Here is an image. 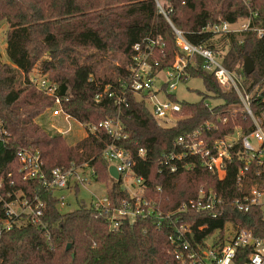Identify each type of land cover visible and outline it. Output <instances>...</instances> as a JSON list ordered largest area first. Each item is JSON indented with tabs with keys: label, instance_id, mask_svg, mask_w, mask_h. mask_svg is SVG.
<instances>
[{
	"label": "trees",
	"instance_id": "1",
	"mask_svg": "<svg viewBox=\"0 0 264 264\" xmlns=\"http://www.w3.org/2000/svg\"><path fill=\"white\" fill-rule=\"evenodd\" d=\"M157 1L165 16L154 0H0V23L7 25L5 51L9 61L4 63L0 55V194L20 189L25 197L37 196L44 204L41 224L27 223L0 234V264H178L171 254L169 237H177L175 228L182 223L193 232L185 235L190 243L222 230L226 223L264 238L261 211L252 208L240 213L232 206L241 192L236 177L243 162L237 156L233 154L226 163L222 182L198 162L189 171L179 169L175 173L164 170L161 163L164 155L178 151L176 140L180 136L198 131L207 122L218 126L206 134L211 142L235 128L249 134L252 123L235 92L221 90L213 73L201 67L199 58H193L186 73L188 78L200 79L205 92L195 103L171 97L181 110L172 126L162 127L124 86L135 44L157 41L155 57L160 69L171 67L177 56H183L176 46L173 27L189 43L211 50L228 71L243 77L251 95L250 109L259 117L264 110V0ZM239 20H249L251 29L263 30V36L259 38L254 30L204 31L207 26L233 25ZM245 56L254 64L249 76L243 70ZM104 60L118 63L111 65V72L100 73ZM35 67L58 86L62 111L87 130V136L73 146L61 135H48L36 122L53 107L54 99L38 92L30 81ZM208 100L219 102L210 107ZM106 119L120 121L126 134L120 146L130 153L134 172L147 184L141 200L146 204L141 209L173 213L169 218L124 217L117 220V227L111 226L113 211L124 201L134 206L136 199L129 197L120 180L108 174L102 155L105 134L89 131ZM139 149L145 151L141 158L137 156ZM23 150L38 152L47 172L78 160L89 161L93 181L105 184L108 208L95 209L81 200L75 210L61 213L56 197L36 182L22 181L17 154ZM252 187L264 190V172L255 164L245 173L242 192ZM200 189L215 191L223 198L225 204L217 218L177 213L197 197ZM4 219L0 206V223ZM200 226L202 231H198ZM248 255L249 249L239 251L235 264H243Z\"/></svg>",
	"mask_w": 264,
	"mask_h": 264
},
{
	"label": "built area",
	"instance_id": "2",
	"mask_svg": "<svg viewBox=\"0 0 264 264\" xmlns=\"http://www.w3.org/2000/svg\"><path fill=\"white\" fill-rule=\"evenodd\" d=\"M161 14L165 16L157 0H154ZM244 24L239 29H233L236 24L223 23L221 25L207 26L204 31L214 34L245 32L251 29L250 21L244 20ZM176 46L183 56H177L171 67L160 69V62L155 57L157 41H152L147 45L135 44L132 47L131 63L127 68L128 80L124 86L129 89L136 100L141 101L147 107L151 116L159 122H165L168 118H175L181 110L178 102L173 101L174 97L169 91L175 88V84L188 79L186 73L187 64L193 58L201 60V67L213 73L217 84L224 92L234 91L238 96L242 107L251 120V131L247 135L241 133L240 128H235L234 132L225 137L214 140L206 139V134L210 130H216L217 125L205 123L201 129L190 134L180 136L176 140L178 151L170 152L163 156L161 163L164 170L175 173L179 169L191 170L195 162L202 168L211 172L218 181L222 182L226 178V163L229 162L233 154L243 162V168L239 170L236 180L241 192L232 201V206L240 213H248L252 208L261 211L264 221V190L252 187L248 192H242L245 181V173L251 164H255L264 172V110L259 117L253 115L250 109L251 95L247 93L243 85V77L228 71L214 53L204 47L189 43L182 32L172 27ZM259 38L263 36V30H254ZM36 90L47 97L54 99V105L47 110L49 119L58 121L60 125H53L55 135L69 133L70 125L73 121L78 122L70 114L62 111L60 99L58 98V86L51 82L46 76L40 78H30ZM157 82H159L157 84ZM79 123V122H78ZM226 123V119L222 120ZM81 124V123H80ZM79 124V125H80ZM82 125L87 136V130ZM63 126H68V131L63 130ZM92 134L97 131L103 132L107 137L102 155L109 167H114L118 173V180L121 181L122 188L127 191L130 198L136 199L134 206L129 201H124L120 208L113 211L111 216V226L117 227V220L128 217L130 220L138 216L146 217L154 215L158 219L169 218L173 213L163 215L161 212L148 208L146 212L141 209L142 195L147 189V184L142 176L137 175L133 166L135 161L130 153L120 145L126 140V134L118 119H106L97 126L89 130ZM0 128V139L2 136ZM65 138V137H64ZM235 152V153H234ZM83 153L80 151L79 157ZM145 151L139 149L137 156L143 157ZM19 162V173L23 182H36L45 191L54 197L55 191H68L77 195L80 190L87 191L94 196L89 187L100 184L93 181L94 169L89 161L71 162L68 166L57 167L49 172L43 168V162L38 152L20 151L17 154ZM189 159L188 164L184 163ZM78 189V193H76ZM59 205H65V198L56 197ZM85 202V201H84ZM224 200L215 191L200 189L197 197L182 205L178 214L194 212L195 214H207L212 219L217 218L218 210L223 209ZM95 209L108 208L109 201L105 195L101 198L95 197V201L90 203ZM0 206L5 212L6 219L0 223V234L15 226L27 223L41 224L44 204L37 197L31 199L25 197L22 190L12 189L0 194ZM200 226L198 231H202ZM177 237H169L171 254L178 264H235L239 251L249 249V255L243 264H264V238H256L251 231L234 228L230 223H226L222 230H216L211 235L206 236L200 242L190 243L185 237L193 232L188 225L180 224L175 228ZM222 233V237L220 236Z\"/></svg>",
	"mask_w": 264,
	"mask_h": 264
},
{
	"label": "rangeland",
	"instance_id": "3",
	"mask_svg": "<svg viewBox=\"0 0 264 264\" xmlns=\"http://www.w3.org/2000/svg\"><path fill=\"white\" fill-rule=\"evenodd\" d=\"M244 20H239L236 25L233 26V29H239L241 25L244 24ZM7 25L5 22L0 23V55L1 59L4 63H9L7 55H6V34ZM118 61H106L99 66V71L102 73V70L111 72V65L115 66ZM41 74L39 73L38 67L31 72L30 78H40ZM159 82H157L158 84ZM204 85L200 79L197 78H188L185 81H180L175 84V88L169 93L173 95L178 102L186 101L189 103L198 102L201 99L200 93H204ZM219 101L208 100L206 103L212 107L215 104H218ZM175 118H168L165 122H159V125L162 127H170L174 124ZM37 124L48 134L55 135V130L52 128L53 125H60L58 121H54L49 119L47 111H45L41 116L36 119ZM73 121L70 125L69 133L65 134V141L69 146H73L79 140H82L85 137V132L82 128V125ZM68 126H63V130L68 131ZM80 151L78 152V155ZM89 191L93 193L94 196L90 195L85 190H80L77 195H73V193H69L68 191H55L54 195L58 198L64 196L65 205H59L58 210L61 213H68L75 210L78 207V204L81 200L85 201L86 205H90L93 201H95V197L101 198L105 195L106 187L105 184H96L89 187Z\"/></svg>",
	"mask_w": 264,
	"mask_h": 264
},
{
	"label": "water",
	"instance_id": "4",
	"mask_svg": "<svg viewBox=\"0 0 264 264\" xmlns=\"http://www.w3.org/2000/svg\"><path fill=\"white\" fill-rule=\"evenodd\" d=\"M243 70L246 76H249L254 71V64L249 57H246V56L244 57ZM108 174L114 180H118L119 178L118 173L116 172L114 167L108 168ZM69 248L70 246L67 245L66 249L68 250Z\"/></svg>",
	"mask_w": 264,
	"mask_h": 264
}]
</instances>
